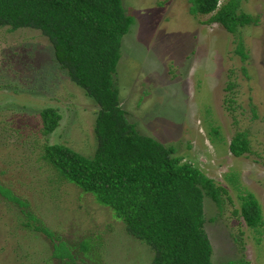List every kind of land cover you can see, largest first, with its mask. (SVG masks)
<instances>
[{
    "label": "rangeland",
    "instance_id": "rangeland-1",
    "mask_svg": "<svg viewBox=\"0 0 264 264\" xmlns=\"http://www.w3.org/2000/svg\"><path fill=\"white\" fill-rule=\"evenodd\" d=\"M231 1L246 21L230 33L209 21L214 11L191 14L189 0H120L133 22L120 38L112 84L136 133L171 146L224 189L216 204L202 196L210 263L264 264V0ZM45 107L58 121L43 138L38 111ZM95 110L57 68L44 36L0 27V185L52 233L49 240L22 227L21 214L0 196V264H94L77 252L81 239L97 243L101 264H148V248L106 208L35 160L44 141L89 156ZM235 133L247 149L234 157L227 143ZM245 193L259 207L255 230L238 215ZM57 240L73 246L70 259L50 257Z\"/></svg>",
    "mask_w": 264,
    "mask_h": 264
},
{
    "label": "trees",
    "instance_id": "trees-1",
    "mask_svg": "<svg viewBox=\"0 0 264 264\" xmlns=\"http://www.w3.org/2000/svg\"><path fill=\"white\" fill-rule=\"evenodd\" d=\"M189 1L191 14L214 11L209 21L226 32L246 21L245 15L234 13V1L227 0L217 8V0ZM132 22L120 0H0V27L37 30L49 43L57 68L96 106L94 147L89 156L44 141L35 148V160L57 180L89 194L106 208L127 236L148 248V264H211L203 231L202 196L216 204L217 192L224 193V189L213 186L198 169L173 155L171 146L136 133L118 106L112 74L120 38ZM38 118L37 132L44 138L57 125L58 114L45 107L38 111ZM246 149L242 133H235L227 143L234 157ZM1 186L0 196L21 214L20 225L51 240L52 233L24 210L26 202ZM238 215L248 228L261 225L259 207L248 193L240 198ZM50 246L52 259L71 258L69 248L73 246L67 242L57 240ZM75 246L81 256L101 264L96 242L81 239Z\"/></svg>",
    "mask_w": 264,
    "mask_h": 264
}]
</instances>
